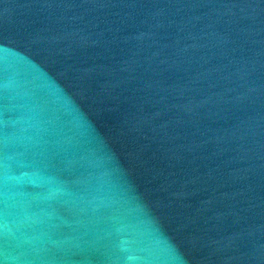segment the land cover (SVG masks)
<instances>
[{"label":"water","instance_id":"water-1","mask_svg":"<svg viewBox=\"0 0 264 264\" xmlns=\"http://www.w3.org/2000/svg\"><path fill=\"white\" fill-rule=\"evenodd\" d=\"M0 264H264V0H0Z\"/></svg>","mask_w":264,"mask_h":264}]
</instances>
